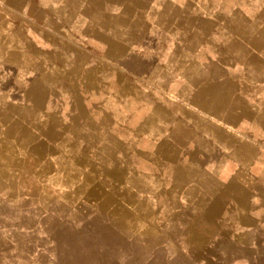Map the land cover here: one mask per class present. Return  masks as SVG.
Masks as SVG:
<instances>
[{
	"label": "crops",
	"instance_id": "obj_1",
	"mask_svg": "<svg viewBox=\"0 0 264 264\" xmlns=\"http://www.w3.org/2000/svg\"><path fill=\"white\" fill-rule=\"evenodd\" d=\"M76 109L142 264H264V0H0V123L49 142Z\"/></svg>",
	"mask_w": 264,
	"mask_h": 264
},
{
	"label": "rangeland",
	"instance_id": "obj_2",
	"mask_svg": "<svg viewBox=\"0 0 264 264\" xmlns=\"http://www.w3.org/2000/svg\"><path fill=\"white\" fill-rule=\"evenodd\" d=\"M76 88L64 89L77 108ZM83 112L73 111L66 134L50 127L49 142L35 141L29 125L0 123V263L142 264L149 257L135 237L145 223L131 210L130 175L113 169L114 159L87 155ZM119 161L131 169L127 154Z\"/></svg>",
	"mask_w": 264,
	"mask_h": 264
}]
</instances>
